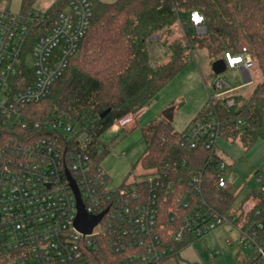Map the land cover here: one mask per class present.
Wrapping results in <instances>:
<instances>
[{
    "label": "built area",
    "instance_id": "2783aa9c",
    "mask_svg": "<svg viewBox=\"0 0 264 264\" xmlns=\"http://www.w3.org/2000/svg\"><path fill=\"white\" fill-rule=\"evenodd\" d=\"M65 1L48 29L47 8L0 9V264H87L85 251L100 235L121 257L114 264H166L179 252L167 234L172 243L188 245L224 225L238 233L229 243L256 249L264 257L258 239L264 223L248 221L250 214L259 213L258 197L249 195L235 214L221 213L203 196L201 172L192 175L186 187L173 175L159 174L111 187L107 173L93 161L95 152L102 150L100 136L66 112L37 109L90 27V1ZM204 22L201 12H190L188 23L196 33L206 32ZM223 59L226 69L240 73L242 82L231 86L215 78L204 109L180 139L188 150L203 145L209 161L221 157L217 101L235 105L232 92L252 82L249 71L254 62L245 47L237 53L226 51ZM140 112L121 116L113 124L124 128L135 123ZM226 166L221 157L214 170L222 189L228 188ZM67 171L87 214L107 209L90 233L75 226L77 201ZM255 172L254 181L259 183L261 170ZM163 203L170 204L167 227L159 222Z\"/></svg>",
    "mask_w": 264,
    "mask_h": 264
},
{
    "label": "trees",
    "instance_id": "16d2710c",
    "mask_svg": "<svg viewBox=\"0 0 264 264\" xmlns=\"http://www.w3.org/2000/svg\"><path fill=\"white\" fill-rule=\"evenodd\" d=\"M89 1L92 18L88 32L66 71L54 81L49 96L37 109L66 112L100 136L115 119L144 109L185 66L194 50L205 49L211 64L224 58L226 51L237 53L245 47L262 80L241 104L236 100L235 105L227 107L224 100L217 101L220 137L238 141L244 149L264 140V0ZM35 2L22 0L21 12L35 10ZM65 6V0H58L47 8V29ZM193 10L204 15L205 33H196L188 23ZM176 24L180 28L183 25L181 36L163 40L167 60L154 64L150 38L155 34L169 37ZM104 111L107 112L102 116ZM142 133L145 147L136 164L145 174L173 175L186 187L191 176L201 172L207 202L221 213L237 212L240 205L233 208L234 195L215 182L214 170L221 157L209 161L208 150L203 145L190 150L183 148L180 145L182 131H176L164 117L152 119L142 128ZM106 151L107 148L102 147L100 152H95V164L100 165ZM249 195L260 199L259 213L250 214L249 223H264V188H252L244 200ZM169 206L163 203L159 215V222L165 227L169 226ZM167 237L178 250L187 245L186 242L172 243L170 235ZM258 239L264 248V229L258 232ZM236 247L238 264H264V257L256 249H251L252 254L247 256L240 254L242 246ZM85 255L87 264H114L121 260L120 255L110 251L105 235H100L86 249Z\"/></svg>",
    "mask_w": 264,
    "mask_h": 264
},
{
    "label": "rangeland",
    "instance_id": "374dc122",
    "mask_svg": "<svg viewBox=\"0 0 264 264\" xmlns=\"http://www.w3.org/2000/svg\"><path fill=\"white\" fill-rule=\"evenodd\" d=\"M21 2L22 0H0V9L20 12ZM53 2L55 0H36L34 8L42 11ZM180 29V25L176 24L169 37L155 34L150 38L149 49L154 64L167 60L163 40L167 38L171 41L180 37ZM217 77L225 79L231 86H238L242 82L240 73L232 69L219 74L212 73L205 49H196L185 66L140 112L137 123L124 128L113 124L101 133L99 145L106 147L107 151L103 154L100 165L109 177V186L116 187L124 180L130 182L148 177L140 165L136 164L145 147L142 128L171 108L172 126L179 132L185 130L204 109L208 92L213 91L212 84ZM250 77L251 83L236 87L232 92L237 104L247 100L253 87L262 80L255 67L250 69ZM217 151L227 164L224 171L227 189L234 195L233 208H238L252 188H264V140H258L244 149L238 141L219 137ZM256 170H261L262 178L259 183L254 181ZM237 235L230 225L221 226L202 240L193 241L181 248L176 257L168 260V264H238L236 244L228 242V239L234 241ZM240 254L250 256L252 251L242 248Z\"/></svg>",
    "mask_w": 264,
    "mask_h": 264
},
{
    "label": "water",
    "instance_id": "95a60500",
    "mask_svg": "<svg viewBox=\"0 0 264 264\" xmlns=\"http://www.w3.org/2000/svg\"><path fill=\"white\" fill-rule=\"evenodd\" d=\"M211 70L214 74H219L222 73L223 71L226 70V64L223 58H218L214 61L211 62ZM171 108L167 109L163 113V117L166 118L168 121L172 120V114H171ZM107 111H104L102 113V116L106 113ZM66 175L68 179L70 180V184L74 190L75 196H76V201H77V215L75 218V226L77 229H79L82 233H90L93 229V227L101 220L103 215L106 213L107 209L101 211L100 213L96 215H89L86 213L84 206L81 201V197L79 194V191L77 189V186L71 177L70 173L67 171Z\"/></svg>",
    "mask_w": 264,
    "mask_h": 264
},
{
    "label": "crops",
    "instance_id": "0c3cea01",
    "mask_svg": "<svg viewBox=\"0 0 264 264\" xmlns=\"http://www.w3.org/2000/svg\"><path fill=\"white\" fill-rule=\"evenodd\" d=\"M249 74H250V71H249ZM161 117H163V116H161ZM138 118H139V117H138ZM156 118H159V117H156ZM154 119H155V118H154ZM137 121H138V120H137ZM137 121H136L135 123H137ZM145 126H146V125H145ZM242 201H243V200H242ZM242 201H241V202H242Z\"/></svg>",
    "mask_w": 264,
    "mask_h": 264
}]
</instances>
